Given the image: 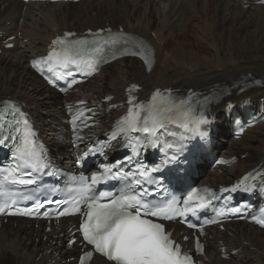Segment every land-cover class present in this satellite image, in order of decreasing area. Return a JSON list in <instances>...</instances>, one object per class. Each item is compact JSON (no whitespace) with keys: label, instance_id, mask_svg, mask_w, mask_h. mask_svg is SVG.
Segmentation results:
<instances>
[{"label":"bare ground","instance_id":"6f19581e","mask_svg":"<svg viewBox=\"0 0 264 264\" xmlns=\"http://www.w3.org/2000/svg\"><path fill=\"white\" fill-rule=\"evenodd\" d=\"M240 1L101 0L33 3L24 8L17 0H0V32L3 39L14 37L15 45L0 54V100H18L33 118L43 122L42 131L49 130L48 137L52 138L56 131L46 121L58 125L63 118L58 96L29 70L28 60L43 54L49 40L62 31L106 25L145 37L154 49L155 63L149 73L133 59L107 66L83 87L87 99L100 100L111 94V103H116L130 83H138L145 95L156 87L203 90L264 80V7L250 4L243 9ZM248 97L258 103L264 98V87L232 96L236 100ZM222 138L223 154L248 153L226 171L231 176L264 157V125L246 131L239 141ZM50 142L55 143L53 138ZM205 179L219 181L215 175ZM56 234L39 232L25 221L7 222L0 228V264H47L54 260L52 253L61 250L52 237ZM214 238L225 243L229 251H237V259L221 261L213 248ZM207 243L208 264H264V231L236 224L229 234L211 233ZM94 261L104 264L99 259Z\"/></svg>","mask_w":264,"mask_h":264},{"label":"snow or ice","instance_id":"6c2138e0","mask_svg":"<svg viewBox=\"0 0 264 264\" xmlns=\"http://www.w3.org/2000/svg\"><path fill=\"white\" fill-rule=\"evenodd\" d=\"M260 3L264 4V0H260ZM107 31V37H102L99 32L93 33L94 39L92 40L68 39V37L74 36L73 33H65L63 37L57 36L51 41V51L47 57L34 60L33 67L41 75H44L48 83L54 87L57 80L71 77L67 86L60 88L62 92H66L77 83L73 75V67L76 71L91 75L98 71L97 66L100 64L124 56H138L151 70V54L143 42L125 38L123 33L112 34L110 29ZM45 68L47 72L53 74L52 77L45 75ZM137 87L136 84H132L128 89L129 104H132L133 107L129 108L128 115L118 123L116 129L111 133L110 139H116L122 133L142 132L147 134L145 141L141 143L137 138L136 143L130 145L132 154L126 158V161L104 165V171L99 175H93L90 178L79 177L78 187H68L64 190L51 189L53 193L60 191L76 193L71 200L45 201V203L61 206L55 210L57 219L74 214L79 216V225L76 229L79 233V241L76 239L68 241L69 247L79 243L78 264H95L94 257L96 256L103 257L104 264H196L194 255L204 253V245L198 236L194 238L195 252L190 253L182 248L181 242L162 222L171 220L177 215L185 217L189 212L195 215V208L189 203L192 196L190 195L184 201L183 208H177L175 201L168 203L166 207H161L155 200L147 199L148 190L142 186L145 183L156 184L157 181L153 174L160 172L165 164L171 162L172 158L148 167L141 164L135 157L139 155V148L157 147L160 139L157 132L165 128L166 123L178 122L182 128L189 129L207 123L208 117L203 113L194 115V110L191 109L187 101H172L163 96L159 89L154 92L151 102L146 107L135 105L133 103L135 98L131 96V93ZM107 99L111 100V97H107ZM80 103L83 104L84 101H80ZM228 107L231 108L232 105L229 104ZM9 116L12 117L11 121L8 120ZM0 122H4L3 126L7 132L0 138V145H5L7 141L11 140L15 148L14 164L0 170L2 171L0 198H3V202L0 203V214L9 216L41 215L40 209L43 205L39 201L34 207H16L18 201L35 199L33 193L39 191L38 188L31 189L29 194L25 195L23 191L10 192L7 187L14 185L27 188V186L37 183L39 175H55L50 170L51 165L47 161L46 150L42 146L39 150L37 149L35 141L32 139L34 132L27 114L15 104H5V111L0 113ZM21 126L23 132L18 138L14 133H21ZM77 139L80 137L77 136ZM103 146L102 144L101 148ZM164 147L172 149L174 145L165 144ZM100 150L97 149V151ZM92 153L93 150L89 149L83 153V156L87 157ZM126 166L128 171L125 172ZM128 177L133 179L119 194L96 191L94 187L102 181L127 179ZM207 191L205 189L206 193ZM213 198H215L214 194L208 193L207 204H211ZM206 206L204 203L197 204V207L200 208ZM232 211L240 212V209L236 208ZM261 212L264 213V209H261ZM42 215L49 217L50 213L44 211ZM253 219L256 224L264 227V219L255 217ZM208 223H216V221H208ZM187 227L197 229V225L191 222H187ZM197 230L200 235L204 234L203 226ZM188 239V236L183 237L184 241H188Z\"/></svg>","mask_w":264,"mask_h":264}]
</instances>
